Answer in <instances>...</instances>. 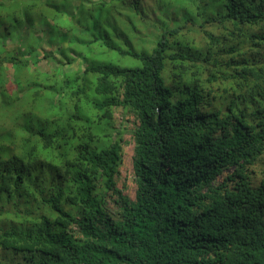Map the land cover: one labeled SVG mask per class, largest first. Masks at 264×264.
<instances>
[{"label":"trees","instance_id":"1","mask_svg":"<svg viewBox=\"0 0 264 264\" xmlns=\"http://www.w3.org/2000/svg\"><path fill=\"white\" fill-rule=\"evenodd\" d=\"M0 248L264 264V0H0Z\"/></svg>","mask_w":264,"mask_h":264},{"label":"rangeland","instance_id":"2","mask_svg":"<svg viewBox=\"0 0 264 264\" xmlns=\"http://www.w3.org/2000/svg\"><path fill=\"white\" fill-rule=\"evenodd\" d=\"M39 32L44 37V45L48 43L49 29L40 27ZM52 48H54L52 46ZM48 67V64H47ZM134 117L130 114L124 113L122 109H118L115 114V125L118 130L124 132L125 154L123 163L120 167L119 173L116 177L117 188L121 191L123 196L134 200L137 191V184L135 180V174L133 170V147L134 143L131 136V130L134 126ZM258 170V168H257ZM260 172V170H258ZM231 170H227L226 174L230 173ZM117 196L113 195L112 199H108L107 204L110 210L117 213L120 203L115 204ZM13 262H22V257L11 254L0 248V264H13Z\"/></svg>","mask_w":264,"mask_h":264},{"label":"clouds","instance_id":"3","mask_svg":"<svg viewBox=\"0 0 264 264\" xmlns=\"http://www.w3.org/2000/svg\"><path fill=\"white\" fill-rule=\"evenodd\" d=\"M123 110V109H122ZM117 111V110H116ZM124 112V111H123ZM116 114V113H115ZM130 114V113H129ZM130 115H132V114H130ZM133 116V115H132ZM134 117V116H133ZM134 122V125H135V123H136V120H135V118H134V120H133ZM115 127H116V125H115ZM134 143V142H133ZM133 156H134V147H133ZM132 160H133V157H132ZM133 170H134V168H133ZM137 192V191H136ZM135 198H136V196H135ZM135 200V199H134Z\"/></svg>","mask_w":264,"mask_h":264}]
</instances>
